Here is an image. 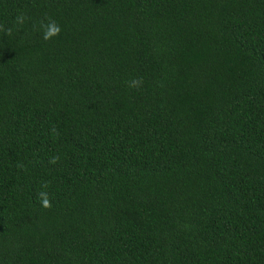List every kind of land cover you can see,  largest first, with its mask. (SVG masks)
Here are the masks:
<instances>
[{
	"label": "trees",
	"instance_id": "16d2710c",
	"mask_svg": "<svg viewBox=\"0 0 264 264\" xmlns=\"http://www.w3.org/2000/svg\"><path fill=\"white\" fill-rule=\"evenodd\" d=\"M0 29V264H264V0H0Z\"/></svg>",
	"mask_w": 264,
	"mask_h": 264
},
{
	"label": "clouds",
	"instance_id": "9594fccd",
	"mask_svg": "<svg viewBox=\"0 0 264 264\" xmlns=\"http://www.w3.org/2000/svg\"><path fill=\"white\" fill-rule=\"evenodd\" d=\"M26 19L27 17L24 14H20L16 18V23L22 25ZM0 30H3V29H0ZM37 30L42 33V39L45 41H52L54 38L59 37L62 31L60 25L55 20H52L51 18H48L46 23L44 21H41L39 23ZM6 34L10 36L12 34V29H7ZM136 83L138 82L133 81V84H136ZM58 159H59L58 157H53L50 162L52 164H56ZM37 195L41 202V205L44 208H50L52 206L47 192L41 191Z\"/></svg>",
	"mask_w": 264,
	"mask_h": 264
}]
</instances>
